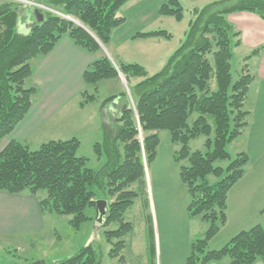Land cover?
Listing matches in <instances>:
<instances>
[{
	"label": "trees",
	"instance_id": "1",
	"mask_svg": "<svg viewBox=\"0 0 264 264\" xmlns=\"http://www.w3.org/2000/svg\"><path fill=\"white\" fill-rule=\"evenodd\" d=\"M33 1L65 17L42 9V22L20 33L19 16L21 12L30 14L28 8L21 10V4L14 0L0 2V141L27 115L38 93L35 86H26L33 73L31 61L48 54L64 36L99 54L83 72L87 85H94L97 91L96 85L103 80H120V72L129 94L123 90L102 100L104 106L120 97L126 109L100 126L101 138L93 144L97 158L104 157L100 169L87 167V158L77 155L80 140L76 136L51 139L37 149L12 139L0 150V190L37 195L43 214L66 215L71 226L79 230L93 220L87 210L94 211L99 194L95 188L100 189L109 207L106 226L119 224L104 231L109 240L117 239L109 255L123 260L124 236L133 227L124 214L139 194L146 193V167L155 158L159 130H167L170 140L180 145L175 159L186 162L179 167V177L188 195L187 215L207 223L202 235L191 240L185 264H264V227L260 224L239 231L220 248L209 247L227 221V195L249 163L245 151L232 158L228 145L249 126L252 112L247 100L255 75L248 61L264 49L260 45L246 54L233 79V48L239 47L242 39L227 15L249 11L264 20V0H219L193 8L183 41L151 75L141 64L114 62L102 48L124 22L118 10L129 0ZM182 9L178 0H168L158 12L179 20ZM171 36L163 29L134 35ZM96 99V94L85 90L79 104ZM200 135L206 137L205 151L191 150L189 141ZM210 176L217 179L211 182ZM148 232L152 236L151 226ZM148 251L154 254L152 241ZM50 264L100 261L89 243Z\"/></svg>",
	"mask_w": 264,
	"mask_h": 264
},
{
	"label": "rangeland",
	"instance_id": "2",
	"mask_svg": "<svg viewBox=\"0 0 264 264\" xmlns=\"http://www.w3.org/2000/svg\"><path fill=\"white\" fill-rule=\"evenodd\" d=\"M167 1L129 0L118 10V16L125 20L113 30L112 47L108 49L116 62L141 64L149 75L159 71L167 56L183 41L188 23L193 18V8L219 0H178L183 8L182 17L179 20L170 15L159 14V7ZM160 29L172 34L168 43L163 37H134L137 32ZM130 31L132 36L124 41L125 33L128 34ZM107 48H109L108 44ZM117 53L121 60H116ZM233 54L232 73L233 79H236L246 52L234 47ZM133 80L137 81L140 78ZM100 84V89L97 91L93 89L94 85H90L89 92L96 94V102H101L107 96L118 94L123 90L129 94L125 82L122 85L115 79H109L103 80ZM26 86H28L27 82ZM251 88V94H253L257 90V85L252 84ZM96 104L98 103L94 106ZM58 126L61 124L47 123L42 129L48 132L53 128L58 129ZM72 129L75 130V127L67 124V127L58 130L64 133L65 138L63 139L70 138L74 134L78 135L80 147L77 155L87 158V167L94 170L100 169L104 157L97 158L98 156L93 151V144L100 138L96 140L95 136L89 132L82 130L74 132ZM259 132L257 129L255 134ZM158 135L160 140L155 158L146 167V193L139 194L124 214V220L130 222L133 227L124 236L125 247L120 253L123 260H120V256L109 255L117 239L109 240L104 233L105 230L116 229L119 224L112 222L106 226L105 222L104 225H97L94 208V211L87 210V214L94 217L93 220L87 221L79 230L71 226L68 216L54 214L49 215L45 227L39 231L21 233L7 240H0V263L30 264L43 260L46 264H50L53 261L70 257L81 247L92 243L98 252L100 264H184L191 240L202 235L207 223L199 219H189L187 215L188 195L179 177V167L181 163L186 162L184 160L179 162L174 157L180 145L170 140L167 130H159ZM205 139L204 135L191 139L190 149L205 151ZM242 140L243 137H238L228 145L232 158L243 145ZM39 146L30 145L29 148L37 149ZM226 164L227 162L222 163L223 166ZM209 179L213 182L217 178L210 176ZM95 190L99 193L96 200L103 199L100 189L95 188ZM40 192L43 193V191ZM149 226L152 227V236L148 232ZM223 236L224 233L217 240ZM150 241L154 243V254L148 251ZM209 247L211 248L210 243Z\"/></svg>",
	"mask_w": 264,
	"mask_h": 264
},
{
	"label": "crops",
	"instance_id": "3",
	"mask_svg": "<svg viewBox=\"0 0 264 264\" xmlns=\"http://www.w3.org/2000/svg\"><path fill=\"white\" fill-rule=\"evenodd\" d=\"M227 18L240 30L242 44L238 48L243 49L246 54L264 45V20L259 15L249 11H236L229 13ZM30 29L31 15L21 12L17 23L18 32L27 33ZM131 36V31L125 33L123 40L127 41ZM108 46L109 48L107 45L102 48L116 62L109 52L112 47V36ZM98 56V53L84 50L64 36L48 54L32 60L33 73L27 83L29 86H35L38 93L27 115L0 141V150L12 139L28 146L40 145L47 141V138L63 139L65 135L59 130L67 127V124H71L75 130L89 132L96 140L101 138L102 122L115 120L123 103L118 97L104 106L102 101L96 100L84 105L79 104L81 93L85 90L89 92L91 89L83 80V72ZM117 56L116 60H121L118 53ZM248 62L255 75L252 84L257 85V90L253 94L252 88L249 91L247 106L252 114L249 126L240 136L243 137V145L237 153L245 151L249 156V163L244 176L227 195V221L211 239V248H220L236 233L256 224L264 227V49L259 55L252 56ZM117 82L124 84L121 78ZM100 83L97 85L98 90ZM93 87L95 90V86ZM95 103L98 104L94 106ZM47 123L61 126H58L59 130L53 128L47 132L42 129ZM257 129L260 132L256 135ZM72 136L78 137L75 134ZM49 215L52 214L42 213L37 195L29 192L10 194L0 190V240L41 230L45 227ZM222 233L224 236L217 240ZM215 241L219 245H214ZM254 264L262 263L257 261Z\"/></svg>",
	"mask_w": 264,
	"mask_h": 264
},
{
	"label": "water",
	"instance_id": "4",
	"mask_svg": "<svg viewBox=\"0 0 264 264\" xmlns=\"http://www.w3.org/2000/svg\"><path fill=\"white\" fill-rule=\"evenodd\" d=\"M31 14V27L34 25L40 24L43 19V12L37 6L31 5L27 7ZM25 9V5H21V10ZM126 109V105L120 110V114H122ZM108 202L105 199L95 200V221L97 225H104L106 222L107 214H108ZM30 264H46L45 261L39 260L32 262Z\"/></svg>",
	"mask_w": 264,
	"mask_h": 264
},
{
	"label": "built area",
	"instance_id": "5",
	"mask_svg": "<svg viewBox=\"0 0 264 264\" xmlns=\"http://www.w3.org/2000/svg\"><path fill=\"white\" fill-rule=\"evenodd\" d=\"M15 1L22 2V3H26L28 5H35V6L39 7V8H41V9L50 10V11L56 13V14H59L58 12H56V11H54L52 9H49V8H47V7H45V6L41 5V4L35 3L33 1H28V0H15Z\"/></svg>",
	"mask_w": 264,
	"mask_h": 264
}]
</instances>
